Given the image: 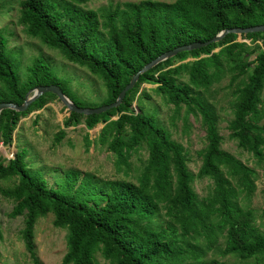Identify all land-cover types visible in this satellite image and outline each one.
<instances>
[{
  "label": "trees",
  "instance_id": "trees-1",
  "mask_svg": "<svg viewBox=\"0 0 264 264\" xmlns=\"http://www.w3.org/2000/svg\"><path fill=\"white\" fill-rule=\"evenodd\" d=\"M88 1L22 0L17 22L27 36L99 79L105 91L101 105L112 103L136 71L168 50L207 41L223 29L264 25V0H141L96 10L82 7ZM237 37L260 41L261 48L235 42ZM253 53L250 61H244ZM226 73L230 84L236 81L227 138L260 162L264 159L260 124L264 32L226 34L216 43L156 64L138 77L116 108L89 116L68 112L64 127L80 119L87 129L103 124L95 142L113 154L116 165H125L131 153L145 148L147 157L137 184L67 171L63 184L51 189L27 168L24 150L0 163V177L17 178L15 186L0 193L14 201L9 218L24 216L20 236L32 264H38L33 256V226L48 213L53 227L67 232L61 264H98L97 252L108 264H228L205 260L212 250L222 258L264 264V208L256 225L253 212L239 203L254 192V171L220 148L216 112L202 92ZM140 84L154 85V92L173 107L175 116L183 108L184 120L188 115L198 119L205 144L197 152L200 166L195 176L186 166L182 145L153 115L133 113L130 108ZM47 85L59 87L75 106L85 107L41 57L31 61L20 82L0 34V103L20 105L28 91ZM47 97L55 98L45 93L23 112L0 111L3 144L10 143L18 119L41 108ZM62 135L60 131L56 142ZM195 177L211 182L204 197L192 189Z\"/></svg>",
  "mask_w": 264,
  "mask_h": 264
},
{
  "label": "rangeland",
  "instance_id": "rangeland-1",
  "mask_svg": "<svg viewBox=\"0 0 264 264\" xmlns=\"http://www.w3.org/2000/svg\"><path fill=\"white\" fill-rule=\"evenodd\" d=\"M21 1L0 0V34L6 41V54L13 62L19 81H24L26 68L31 61L36 57H41L57 77L66 81L69 92L81 101L82 106L87 108L101 106L105 91L99 79L86 69L67 62L58 51L45 47L38 39L31 38L24 33L22 26L17 22ZM125 1L138 2L141 0H90L82 7L96 10L109 4ZM155 1L173 2L174 0ZM235 42L261 48L260 41L250 42V40L237 37ZM215 51L216 49L213 50ZM254 55V53L248 55L244 61H250ZM229 79L230 75L226 73L202 92L216 112L217 130L222 137L220 148L254 171V192L247 200L240 198L239 203L243 208L253 212L255 223L258 225V215L264 208V159L258 162L249 153L238 149L235 142L227 138L226 126L232 117L233 92L236 84V81L230 84ZM180 80L184 82L185 77L182 76ZM154 87V85L140 84L130 108L133 113L140 110L145 114L153 115L158 123L169 132L171 139L182 145L187 158L186 166L195 176L200 166L197 152L205 144L204 133L199 121L191 115L184 120L183 108L175 116L173 107L166 104L154 92ZM67 115L68 111L56 98L47 97L41 108L18 119L8 145L3 144L0 139V163H6L8 159L13 158L16 152L24 150V162L27 168L31 172L38 173L46 186L51 189H57L63 184L67 171H77L79 177L89 174L98 180H118L137 184L147 157L143 146L130 154L125 165H116L113 154L108 152L105 146H100L95 142L103 124L98 123L91 129H87L83 119H80L76 125L64 127L63 121ZM114 119L115 117L111 118V120ZM260 124L264 125V119ZM60 131L63 135L56 142ZM16 183L15 176L0 177V190L11 189ZM210 184L207 178L195 177L192 189L201 198L208 193ZM13 205L12 199L0 193V264H32L31 257L25 251L20 236L24 216L15 218L7 216ZM52 219L51 213L45 214L37 218L33 226V256L38 264H61L66 251L67 232L65 229L53 227ZM161 219H164L162 215ZM259 229L263 231L261 227ZM217 246H222L221 238L218 239ZM204 259L224 261L228 264L251 263V261L239 262L231 257L222 258L216 250L208 252ZM95 260L98 264H108L98 252L95 253Z\"/></svg>",
  "mask_w": 264,
  "mask_h": 264
},
{
  "label": "water",
  "instance_id": "water-1",
  "mask_svg": "<svg viewBox=\"0 0 264 264\" xmlns=\"http://www.w3.org/2000/svg\"><path fill=\"white\" fill-rule=\"evenodd\" d=\"M257 32H264V25H257V26H251L246 28H230V29H223L220 31L217 35L212 37L211 39L204 41V42H192L186 45H181L178 47H175L171 50H168L150 62L146 63L144 66H142L138 71H136L129 79L128 83L123 87V89L118 93L116 99L107 105H101L98 107L93 108H87V107H77L75 106L66 96L63 95L59 87L55 85H47V86H37L33 90L28 91L23 98V101L20 105L14 104V103H0V111L9 109L15 112H23L26 110L28 105L36 100L39 96L50 93L52 94L61 104L65 107V109L68 112H72L75 114L83 115V116H89V115H97L101 114L103 112H106L110 109L116 108L122 101L125 93L129 91L136 81L138 80V77L148 71L150 68L155 66L156 64L173 57L174 55L180 53V52H186L191 50H196L202 47H205L209 44L216 43L217 41H220L226 34H234V35H241V34H247V33H257ZM30 94V95H29Z\"/></svg>",
  "mask_w": 264,
  "mask_h": 264
}]
</instances>
